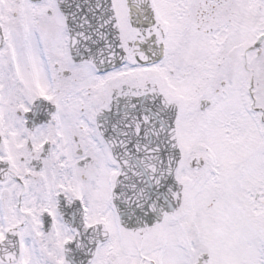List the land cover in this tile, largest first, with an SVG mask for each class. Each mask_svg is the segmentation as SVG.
Instances as JSON below:
<instances>
[{"label": "snow or ice", "instance_id": "obj_1", "mask_svg": "<svg viewBox=\"0 0 264 264\" xmlns=\"http://www.w3.org/2000/svg\"><path fill=\"white\" fill-rule=\"evenodd\" d=\"M0 264H264V0H0Z\"/></svg>", "mask_w": 264, "mask_h": 264}]
</instances>
